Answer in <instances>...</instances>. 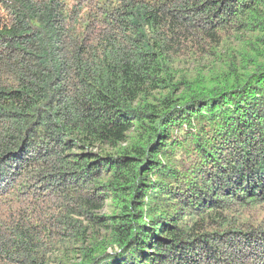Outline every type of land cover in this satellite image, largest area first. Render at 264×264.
I'll use <instances>...</instances> for the list:
<instances>
[{
	"label": "trees",
	"instance_id": "trees-1",
	"mask_svg": "<svg viewBox=\"0 0 264 264\" xmlns=\"http://www.w3.org/2000/svg\"><path fill=\"white\" fill-rule=\"evenodd\" d=\"M0 264H264V0H0Z\"/></svg>",
	"mask_w": 264,
	"mask_h": 264
}]
</instances>
